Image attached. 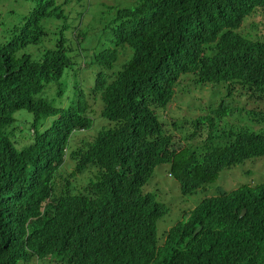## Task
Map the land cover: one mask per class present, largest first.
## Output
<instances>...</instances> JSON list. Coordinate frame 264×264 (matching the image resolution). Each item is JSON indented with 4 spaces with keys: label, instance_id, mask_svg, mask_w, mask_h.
Masks as SVG:
<instances>
[{
    "label": "trees",
    "instance_id": "16d2710c",
    "mask_svg": "<svg viewBox=\"0 0 264 264\" xmlns=\"http://www.w3.org/2000/svg\"><path fill=\"white\" fill-rule=\"evenodd\" d=\"M133 1L116 13L112 47L92 60L109 70L127 54L111 75L98 71L90 88L108 123L70 150L69 177L95 172L80 190L68 179L58 194L55 186L72 133L93 125L89 100L81 89L67 108L39 96L72 64L63 39L38 59L19 53L39 42L52 1L0 41V264H154L165 250L158 264H264V182L204 198L165 233L163 246L156 221L168 209L143 190L163 163L190 195L221 170L264 156V130H231L224 145L213 144L215 118L228 112L223 102L213 116L192 121L189 138L206 129L202 152L183 147L155 111L188 73L198 84L225 82L230 92L264 100V33L241 30L246 17L264 16V0ZM20 109L33 114L34 133L17 148L4 130ZM42 117L54 119L38 132Z\"/></svg>",
    "mask_w": 264,
    "mask_h": 264
},
{
    "label": "rangeland",
    "instance_id": "374dc122",
    "mask_svg": "<svg viewBox=\"0 0 264 264\" xmlns=\"http://www.w3.org/2000/svg\"><path fill=\"white\" fill-rule=\"evenodd\" d=\"M52 4L46 9L52 13L43 18L44 34L37 44H30L19 50V53H28L34 59L47 49H52L63 39V45L72 64L64 70L58 82L50 83L40 94L47 102L55 107L67 108L76 98L77 91L81 89L85 99L89 100L91 107L92 127L85 131H75L71 135L69 147L66 152L65 164L56 179V194L65 184V179L73 183L80 190L94 179V169L89 168L75 178L69 177L74 162L69 153L83 140H91L97 130L108 123L100 117L101 101L99 97L93 99L89 96L95 74L103 71L106 76L121 68V61L127 54L113 65L111 69L100 68L93 63L94 55L104 48L112 47L111 32L114 27L116 13L121 8L135 5L133 0H0V41L7 42L12 39L15 29L23 25L28 13L41 8L46 2ZM241 30L250 36L255 33H264V16L261 11L246 17ZM128 51H125L127 53ZM193 74H183L176 87L174 96L165 107L155 109L158 120L163 123L164 130L172 134L184 147H191L196 152L203 151V138L206 129L200 130L198 137L189 138L193 129L192 121L198 117L206 119L214 115L216 107L223 102L228 112L222 118L216 119L214 129L215 145H224L228 140L227 132L244 128L258 132L264 130V100H256L239 94L238 90L229 91V84L194 82ZM238 88V87H236ZM14 121L5 128V133L16 141V147L29 144L33 136L34 116L31 112L20 109L13 114ZM54 117L41 118L36 129L38 132L49 125ZM264 182V156L247 159L235 166L220 171L218 178L204 185L201 189L190 195H182L179 184L171 174L170 165L163 163L157 165L143 186V190L154 196V199L165 205L168 212L156 221V233L159 244L164 245L165 233L176 223L183 220L199 202L204 198L216 196L223 192H231L242 185H258ZM163 251L157 261L166 256ZM50 258V257H49ZM29 264H59L53 258L34 259Z\"/></svg>",
    "mask_w": 264,
    "mask_h": 264
},
{
    "label": "water",
    "instance_id": "95a60500",
    "mask_svg": "<svg viewBox=\"0 0 264 264\" xmlns=\"http://www.w3.org/2000/svg\"><path fill=\"white\" fill-rule=\"evenodd\" d=\"M244 212H245V210L243 209L239 216L240 217L243 216L244 215Z\"/></svg>",
    "mask_w": 264,
    "mask_h": 264
}]
</instances>
